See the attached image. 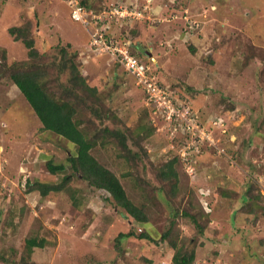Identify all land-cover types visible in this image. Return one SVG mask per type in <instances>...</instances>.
I'll return each instance as SVG.
<instances>
[{
    "label": "rangeland",
    "instance_id": "1",
    "mask_svg": "<svg viewBox=\"0 0 264 264\" xmlns=\"http://www.w3.org/2000/svg\"><path fill=\"white\" fill-rule=\"evenodd\" d=\"M88 3V8L84 6L88 11L104 18L121 4L127 8L135 4L139 9L144 5L143 16L132 20L128 29L119 18L109 21L112 40L120 48L130 43L132 55L145 53L152 73L176 99L186 101L202 115L226 119V134L219 141L229 156L218 152L205 155L194 173L186 170L193 180L180 169L181 164L176 166L180 187L175 199L169 195L173 184L159 176L160 167L171 158L175 139L153 114L156 107L153 111L145 103L143 88L135 77L107 52L94 55L90 50V35L99 25L91 23L87 30L72 18L66 0H0V65L6 60L10 64L32 63L26 46L8 32L11 27L31 24L38 61L48 66L43 77L56 97L65 98L63 85H69L70 77L69 70L60 72L65 49L88 86L97 90L95 97L103 102L102 106L80 91L79 99L73 97L78 105L76 118L85 121L83 127L89 133L97 130L98 137L106 127L122 131L126 145L140 159L129 155L130 161L125 160L128 151L117 139L106 136L99 139L93 153L120 178L129 197L147 207L158 232L166 230L177 211L197 214L201 200L209 213V223L206 217L201 220L203 232L178 216L174 235L179 247L195 252L194 264H264L250 257L251 251L263 254L264 239V0ZM185 27L192 31L189 39ZM89 107L103 110L111 119L98 120ZM255 129L260 135H254L250 144L248 137ZM48 132L10 73L1 69L0 256L11 259L8 264H173L175 250L168 243L141 240L144 224L129 218L113 200L105 202V194L82 180L75 178L70 185L83 199L79 206L66 192L43 197L30 191L28 182L60 183L71 172V143L56 134L48 138ZM51 158L68 169L51 174L46 165ZM250 183L252 196L259 194L263 199L253 203L249 194L244 199ZM249 210L253 212L247 213ZM130 232L135 235L118 246L117 237ZM35 236L45 239L46 245L28 256L26 240Z\"/></svg>",
    "mask_w": 264,
    "mask_h": 264
},
{
    "label": "trees",
    "instance_id": "2",
    "mask_svg": "<svg viewBox=\"0 0 264 264\" xmlns=\"http://www.w3.org/2000/svg\"><path fill=\"white\" fill-rule=\"evenodd\" d=\"M67 1L68 0H66V2ZM80 1L83 6L87 8L90 6L88 0ZM129 27L126 28L128 29ZM86 28L88 30L87 26ZM32 29L33 28L29 23L21 27H11L8 29L9 34L14 38L15 41H21L26 46L29 51V57L33 60L32 63L18 64L15 62L10 64L6 63L7 60L4 56L3 59L6 60V62L2 63L0 68L2 69V73H10V79L34 110L36 116H38V119L42 123L43 128L53 134L65 138L67 141L72 143L73 151H70V155L68 156V163L71 172L65 175L60 183H43L41 181H35L34 183L28 182L30 191H38L43 197H47L51 193L66 192L72 198L73 204L75 206H79L80 204L78 201L83 199L81 196L77 197L78 194L76 195V192L70 185L75 178L80 179L86 183L88 187L105 194V202L112 203L113 200L117 208L124 210L129 218H133L136 221L144 224L145 230L141 235H139L141 240L149 241L157 245L158 243H168L175 250V254L172 259L173 264H194L195 252H188L185 250L184 246L179 247L176 240L174 239V235H177L178 216H182L183 218L190 220L191 223H194L199 229H201V232H203L201 220L206 217V222L209 223V220H207V215L209 213H205L206 211L203 207L202 201L200 200V211L197 214L192 215L189 213V211H183L180 214L179 211H177L176 214L173 215V219H171L170 223L166 226V230L163 232H158L157 228L152 225V222L150 221L147 207L145 205L136 204L129 197L127 190L120 178L112 170L108 169L102 164V162L93 153V150H95L99 145V139L101 138L103 140L104 136H106L108 138L117 139L121 147L128 151V155L123 157L125 160L130 161L129 155L134 156L133 158L135 159H140V155L138 153H133L128 148L126 145V136L122 131L113 132L111 129L106 127L103 128V130L100 132V137H98L97 130L94 131V133H89L88 129L83 127V125L86 124L85 121L78 120L76 118V115L78 114V105L73 97L79 99L81 97L80 91L84 92L90 97H93L95 101H98V103L101 101L99 98L95 97L97 90L88 86L85 78L81 75L78 66L72 62L71 59H68L69 53L65 49H62L63 61L60 72L64 73L66 70H69L70 74L69 85H63V92L66 97H56L54 91L49 89L50 83L43 77L47 72L48 66H45L43 62L38 61L40 53L35 48V40L32 37ZM136 30L137 28H134L133 32ZM135 45L136 43L133 44V47ZM138 48L139 47L136 49ZM3 53L7 55V50L3 49ZM134 56L147 63L150 61L145 53ZM59 88L57 89L59 90ZM144 95H146L145 91ZM100 104L103 106V102ZM91 109L92 114L96 116L98 120L105 121V119H111L109 114L106 115L103 110L98 108H90V111ZM193 110L199 113L202 126H206L207 130L214 136L216 142L214 146H210L208 142H203L200 145L199 153L197 155V161L199 164L204 162L203 160L205 155H209V153H213V155H215V153L218 152L219 155L228 157L229 155L226 154V152L221 148V141H219V137H224L226 134V130L223 128V126L227 123L226 119L222 121L221 117L217 114L205 116L202 115L199 109L196 110L193 108ZM257 132L258 130L255 129L252 135L248 137V143L251 144L253 136L259 134ZM182 141L183 138L173 141V150L170 151L171 158L167 165H162L160 167L159 172V176L163 180L169 181L173 184L169 194L171 199L176 198L180 187V177L176 166L180 168L179 164H181L180 169H183V172L186 173L184 160L182 156H180ZM102 144L104 146V143ZM46 165L49 172L53 175L63 173L68 169L66 164H56L53 158L48 160ZM186 174L190 180H193L194 177L190 176L188 173ZM248 194L252 196L251 183L249 186H247L244 199L248 197ZM256 199H263V197L259 194L257 196H252L253 203ZM201 205L204 210L201 208ZM251 208L255 209V204ZM252 212V210H249V212L247 211V213ZM133 235H135L133 232L128 234H120L116 240V242H118V246L123 240L129 239ZM46 242L47 241L45 239H38L36 236L27 239L26 249L27 252L29 251L28 256H31L34 249L44 248ZM261 245L263 247V254L257 255V253L251 251L250 253L252 254L250 257L251 259H254V261L257 260L259 262L262 260L263 263L264 239L261 241ZM118 249L120 250V247H118ZM0 261L6 264L12 263L11 259L1 256Z\"/></svg>",
    "mask_w": 264,
    "mask_h": 264
},
{
    "label": "built area",
    "instance_id": "3",
    "mask_svg": "<svg viewBox=\"0 0 264 264\" xmlns=\"http://www.w3.org/2000/svg\"><path fill=\"white\" fill-rule=\"evenodd\" d=\"M147 2L152 5L153 0H147ZM67 3L73 10L72 18L81 21L85 26L91 23L99 25L96 28L97 32L90 35L93 39L90 50L94 54L107 52L117 64L123 66L126 72L131 73L135 77L137 85L141 86L145 91L147 105L152 107L153 111L155 110L154 107H156L153 114L160 118L171 131V138L175 140L183 138L180 154L184 162L190 166L185 167L187 172L190 174L194 173L198 167L197 155L200 145L203 142H208L210 146H214L216 144L214 136L207 130L206 126H202L197 111L189 107L190 105L186 101L176 99L169 87H165L166 85H163L157 76L152 73L151 66L129 52V48L132 46H130V43L120 48L115 40H112V34H109L110 27L107 26L109 21L119 18V21L127 23L125 27H128L132 20L143 16L141 7L143 8L144 5H140L139 9L135 4L128 8L126 7L127 5L121 4L110 9L108 11L109 14L106 13L108 17L104 18L94 14L93 11H88L80 0H68ZM194 24L190 27L192 31ZM191 30L189 31V28L185 27V32L190 34V36L192 35ZM105 38L107 39L106 41ZM206 209L209 210V207Z\"/></svg>",
    "mask_w": 264,
    "mask_h": 264
},
{
    "label": "crops",
    "instance_id": "4",
    "mask_svg": "<svg viewBox=\"0 0 264 264\" xmlns=\"http://www.w3.org/2000/svg\"><path fill=\"white\" fill-rule=\"evenodd\" d=\"M155 59H153V61H154ZM7 87V86H6ZM17 88V87H16ZM17 90L19 91V89L17 88ZM6 91H8V90H6ZM20 92V91H19ZM54 134L53 133H51V132H48L47 133V137L48 138H52V136H53ZM70 144V143H69ZM70 146H72V148H73V145H72V143L70 144ZM52 159V158H51Z\"/></svg>",
    "mask_w": 264,
    "mask_h": 264
},
{
    "label": "clouds",
    "instance_id": "5",
    "mask_svg": "<svg viewBox=\"0 0 264 264\" xmlns=\"http://www.w3.org/2000/svg\"><path fill=\"white\" fill-rule=\"evenodd\" d=\"M89 33V32H88ZM186 33V32H185ZM192 36V35H191ZM190 35L189 36H185L187 39H189L190 37H191ZM94 55H96V54H94ZM98 55H100V54H98ZM110 57H111V59H113V57L110 55ZM114 60V59H113ZM115 61V60H114ZM117 64V63H116ZM119 65V64H118Z\"/></svg>",
    "mask_w": 264,
    "mask_h": 264
},
{
    "label": "bare ground",
    "instance_id": "6",
    "mask_svg": "<svg viewBox=\"0 0 264 264\" xmlns=\"http://www.w3.org/2000/svg\"><path fill=\"white\" fill-rule=\"evenodd\" d=\"M220 145V144H219Z\"/></svg>",
    "mask_w": 264,
    "mask_h": 264
}]
</instances>
